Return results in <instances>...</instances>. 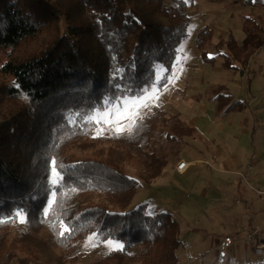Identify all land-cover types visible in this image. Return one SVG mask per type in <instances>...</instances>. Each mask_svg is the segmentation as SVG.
Listing matches in <instances>:
<instances>
[{
    "label": "trees",
    "instance_id": "trees-1",
    "mask_svg": "<svg viewBox=\"0 0 264 264\" xmlns=\"http://www.w3.org/2000/svg\"><path fill=\"white\" fill-rule=\"evenodd\" d=\"M194 1L0 0V218L23 209L28 220L20 228L0 223V264H81L77 248L90 232L98 243L117 239L125 247L87 264H180L179 222L168 212L149 213L147 204L129 207L142 182L169 164L155 132L176 143L197 127L154 106L133 133L107 138L116 146L107 157L72 150L90 138L97 124L84 117L106 99L168 84ZM241 1L264 8V0ZM242 21L264 44V15L243 13ZM196 44L205 62L221 56L228 69L246 67L256 50L234 35L216 42L210 24L200 27ZM133 158L143 163L139 176L125 169ZM52 159L63 175L56 184ZM61 221L74 229L70 235L53 227Z\"/></svg>",
    "mask_w": 264,
    "mask_h": 264
},
{
    "label": "rangeland",
    "instance_id": "rangeland-1",
    "mask_svg": "<svg viewBox=\"0 0 264 264\" xmlns=\"http://www.w3.org/2000/svg\"><path fill=\"white\" fill-rule=\"evenodd\" d=\"M189 12V37L179 47L181 56L186 57H178L168 84L159 87V99L145 113L159 106L168 119L178 116L196 124L198 132L176 143L166 138L163 129L155 132L154 144L168 153L169 164L157 179L142 182L129 209L147 204L149 213L168 212L179 222L180 264L258 263L264 261V248H257L255 240L250 242L245 237L256 227L264 237V44L260 37L245 31L242 15H264V8H251L241 0H195ZM204 24L215 27L216 42L219 35H234L243 46L256 47L246 67L224 68L221 56L213 63L203 60L196 35ZM157 72L159 80L163 71ZM100 129L103 134L97 135ZM112 134L111 127L97 124L90 138L75 145L72 152L81 157H107L116 149L107 140ZM212 138L226 153L217 164L214 157L210 158ZM231 159L235 162L232 168H219L218 164L230 163ZM181 160H196L197 164L182 175L176 169ZM125 169L139 176L143 163L133 158L125 163ZM15 226L23 224L15 221ZM93 234L90 232L78 245L81 264L109 252L108 246L96 239L92 243L97 246L89 243ZM107 240L125 245L121 240Z\"/></svg>",
    "mask_w": 264,
    "mask_h": 264
},
{
    "label": "snow or ice",
    "instance_id": "snow-or-ice-1",
    "mask_svg": "<svg viewBox=\"0 0 264 264\" xmlns=\"http://www.w3.org/2000/svg\"><path fill=\"white\" fill-rule=\"evenodd\" d=\"M163 66H161L162 68ZM159 71V69H158ZM160 88L156 83H153L147 89H142L135 95H122L119 97H110L104 101L103 108L94 109L91 113L87 114L84 119L96 124L104 123L114 130L117 135L124 133H133L139 126V122L143 120L145 115V109L151 108V105L159 99L158 93ZM77 116L80 114L77 113ZM103 129L97 131V135H102ZM51 173L53 176L52 183L56 184L63 180V175L59 170V166L55 159H52ZM55 196L53 200L49 201L48 206L44 209V216H50L54 211ZM9 221H18L21 224L27 223V214L23 209H17L13 216L8 218H0V223H7ZM53 227L59 228V235H70L74 229L64 224L62 221L58 225ZM97 234H93L89 237V243H92L96 239ZM108 246L109 252L123 251L124 244L120 241L103 240ZM92 246H97L92 243Z\"/></svg>",
    "mask_w": 264,
    "mask_h": 264
},
{
    "label": "crops",
    "instance_id": "crops-1",
    "mask_svg": "<svg viewBox=\"0 0 264 264\" xmlns=\"http://www.w3.org/2000/svg\"><path fill=\"white\" fill-rule=\"evenodd\" d=\"M183 53H186V52H183ZM178 57L179 58L181 57L183 59L184 57H186V54L184 56H181V54L179 52ZM178 57H177V59H178ZM181 66H182V64L180 63V67ZM174 71H175V69H174ZM176 72H177V70H176ZM195 126H196V124H195ZM225 144H227V142H225ZM210 147H211L210 150L211 151L213 150V153L210 154L211 155L210 158L214 157V159H213L215 161L214 163H216L217 161H220L221 158L226 156V153H223V150H224L223 146L216 139H214V138L211 139V146ZM208 162L210 163V161H208ZM188 163L190 164L189 167L193 166L194 164H197L196 160L188 161ZM234 165H235V162L232 159H231L230 163L222 162L221 165L218 164L219 168H221L223 170H224V168L225 169L232 168ZM236 168H237V166H236ZM179 174H182V173L179 172ZM184 174H186V173H184ZM184 174H182V175H184Z\"/></svg>",
    "mask_w": 264,
    "mask_h": 264
},
{
    "label": "built area",
    "instance_id": "built-area-1",
    "mask_svg": "<svg viewBox=\"0 0 264 264\" xmlns=\"http://www.w3.org/2000/svg\"><path fill=\"white\" fill-rule=\"evenodd\" d=\"M189 167V163L186 162L185 160H181L177 166L176 169L180 172L183 173L186 171V169ZM260 229L259 228H254L252 230H250L246 237L245 240H249L250 242H254L256 243V247L257 248H264V237L259 235Z\"/></svg>",
    "mask_w": 264,
    "mask_h": 264
},
{
    "label": "bare ground",
    "instance_id": "bare-ground-1",
    "mask_svg": "<svg viewBox=\"0 0 264 264\" xmlns=\"http://www.w3.org/2000/svg\"><path fill=\"white\" fill-rule=\"evenodd\" d=\"M190 165V164H189Z\"/></svg>",
    "mask_w": 264,
    "mask_h": 264
}]
</instances>
